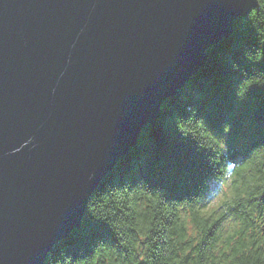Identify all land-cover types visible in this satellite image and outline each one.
<instances>
[{
	"label": "water",
	"instance_id": "1",
	"mask_svg": "<svg viewBox=\"0 0 264 264\" xmlns=\"http://www.w3.org/2000/svg\"><path fill=\"white\" fill-rule=\"evenodd\" d=\"M253 3L0 0V264H43L81 229L90 176L157 125Z\"/></svg>",
	"mask_w": 264,
	"mask_h": 264
},
{
	"label": "clouds",
	"instance_id": "2",
	"mask_svg": "<svg viewBox=\"0 0 264 264\" xmlns=\"http://www.w3.org/2000/svg\"><path fill=\"white\" fill-rule=\"evenodd\" d=\"M234 25L241 31L254 30L257 42L242 49L251 73L229 61L232 72L239 73L235 99L244 102L253 86L264 88V70L256 67L264 62V0H254ZM187 111L186 117H174L176 130L209 153L214 168L199 194L166 199L163 189L150 187L139 175L143 161L123 182L107 176L96 180L93 173L90 179L96 186L87 197L85 218L106 224L111 236L97 238L88 253L77 256L58 240L43 264H264V142L243 159L231 160L225 156L231 121H225L223 134L217 135L196 107ZM188 124L199 125L206 138L183 131L181 126ZM209 204L215 207L212 219L201 211Z\"/></svg>",
	"mask_w": 264,
	"mask_h": 264
},
{
	"label": "trees",
	"instance_id": "3",
	"mask_svg": "<svg viewBox=\"0 0 264 264\" xmlns=\"http://www.w3.org/2000/svg\"><path fill=\"white\" fill-rule=\"evenodd\" d=\"M254 30L241 31L235 27L232 37L221 41L208 52L206 65L191 78L175 97L164 104L156 126H147L130 153L122 158L107 177L123 182L136 164L143 161L139 175L152 188L164 190L166 199H183L199 194L204 181L214 175L209 153L199 150L191 138H183L176 130L174 117L187 116L189 107H196L198 114L206 118L208 127L217 135L223 134L222 125L230 120L228 133L231 160L243 159L259 142H264V88L253 86L244 102L234 96V86L239 73H233L230 62L240 63L251 73V67L243 58L242 49L256 44ZM264 70V62L256 65ZM189 135L206 138L199 125H182ZM217 161L219 157L214 158ZM209 219L215 215L214 204L201 210ZM111 236L106 224L84 219L81 229L63 240L65 249L74 256L88 253L91 244L99 237Z\"/></svg>",
	"mask_w": 264,
	"mask_h": 264
},
{
	"label": "rangeland",
	"instance_id": "4",
	"mask_svg": "<svg viewBox=\"0 0 264 264\" xmlns=\"http://www.w3.org/2000/svg\"><path fill=\"white\" fill-rule=\"evenodd\" d=\"M161 113H162V111H161Z\"/></svg>",
	"mask_w": 264,
	"mask_h": 264
}]
</instances>
